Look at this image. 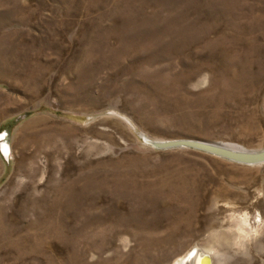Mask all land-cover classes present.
Listing matches in <instances>:
<instances>
[{
  "label": "rangeland",
  "instance_id": "374dc122",
  "mask_svg": "<svg viewBox=\"0 0 264 264\" xmlns=\"http://www.w3.org/2000/svg\"><path fill=\"white\" fill-rule=\"evenodd\" d=\"M0 264H264V0H0ZM211 255V256H210Z\"/></svg>",
  "mask_w": 264,
  "mask_h": 264
},
{
  "label": "water",
  "instance_id": "95a60500",
  "mask_svg": "<svg viewBox=\"0 0 264 264\" xmlns=\"http://www.w3.org/2000/svg\"><path fill=\"white\" fill-rule=\"evenodd\" d=\"M140 138L144 143L154 148L185 147L219 156L237 163H264V148L260 150H246L223 142L204 141L191 138H176L170 140H151L145 136H141ZM0 153L2 155L8 154V132L5 129L2 130L0 135ZM205 261H208L207 257H205Z\"/></svg>",
  "mask_w": 264,
  "mask_h": 264
},
{
  "label": "bare ground",
  "instance_id": "6f19581e",
  "mask_svg": "<svg viewBox=\"0 0 264 264\" xmlns=\"http://www.w3.org/2000/svg\"><path fill=\"white\" fill-rule=\"evenodd\" d=\"M205 257H207L208 261H205ZM207 262L211 264L209 254L194 248L188 254L174 262V264H207Z\"/></svg>",
  "mask_w": 264,
  "mask_h": 264
}]
</instances>
